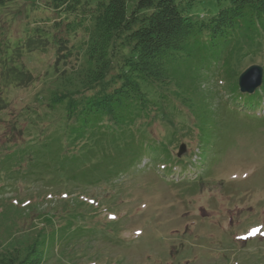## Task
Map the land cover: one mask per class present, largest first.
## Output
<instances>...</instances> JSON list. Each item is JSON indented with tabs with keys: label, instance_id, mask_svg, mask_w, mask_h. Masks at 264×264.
Masks as SVG:
<instances>
[{
	"label": "rangeland",
	"instance_id": "374dc122",
	"mask_svg": "<svg viewBox=\"0 0 264 264\" xmlns=\"http://www.w3.org/2000/svg\"><path fill=\"white\" fill-rule=\"evenodd\" d=\"M86 1L95 6L101 0ZM126 2L131 6L135 0ZM42 4L40 0H20L0 8V63L14 55L18 46L25 50L28 37L36 32L51 35L55 21H67ZM218 8L215 0H205L197 5L195 15L205 19ZM230 49V74L220 80L218 92L208 82L210 76L195 77L188 62L172 70L178 83L205 93L203 99L213 110L210 119L215 129L208 133L213 146L209 145L207 153L197 149L199 132H192L197 118L191 111L202 118L203 104L196 98L186 101L183 109L173 100L177 111L146 128L164 140L175 128L178 144L173 157H184L187 165H195L193 170L180 176L176 167L171 175L143 160L115 180L94 182H79L77 170L64 176L49 167L51 177L46 171L33 174L22 163L38 144L52 135H65L64 113L47 108L50 94L58 92L54 50L24 52L20 61L36 78L34 84L0 87L4 93L0 97L8 102L0 111V252L14 241L31 239L38 230L53 229L54 235L60 231L58 240L62 234L66 237L55 245L48 243L44 264H264V110L250 118L226 113L223 123L217 115L219 107L213 106L226 101L230 108L228 94L221 93V87L229 92L222 81L231 83L236 73L240 75L252 65L260 66L264 76V33L258 31L249 40L238 35ZM167 89L180 91L174 83ZM169 109L173 107L169 105ZM216 134L221 135L219 141ZM181 145L184 150L178 156ZM64 199L91 207L74 203L67 207ZM91 210L94 216H90ZM72 212L84 215L71 218L68 214ZM49 217L50 222L45 221ZM64 221L69 226L62 228Z\"/></svg>",
	"mask_w": 264,
	"mask_h": 264
},
{
	"label": "trees",
	"instance_id": "16d2710c",
	"mask_svg": "<svg viewBox=\"0 0 264 264\" xmlns=\"http://www.w3.org/2000/svg\"><path fill=\"white\" fill-rule=\"evenodd\" d=\"M18 1L0 0V8ZM40 1L47 10L67 21H55L51 35L36 32L34 37H28L25 50L18 46L14 55L0 63V87L27 88L36 78L23 69L22 54L54 50L58 92L50 94L47 108L64 113L65 135H52L50 140L37 145L31 157H24L22 163L33 169L30 172L40 175L46 171L51 177L50 168L64 176L77 170L79 182H94L115 180L133 171L143 160L171 175L176 173V167L181 170L176 173L180 176L193 170L195 165H187L184 157H173L178 144L175 128L165 140L154 137L146 128L177 111L173 100L183 109L187 107L186 101L196 98L203 104L202 118L191 111L197 118L192 132H199L195 139L197 149L207 153L212 143L208 133L215 129L210 119L213 110L203 99L205 93H196L192 85L178 83L172 70L179 63L188 62L195 77L210 76L208 82L218 92L220 80L230 74L229 52L236 36L249 40L258 31L264 33V0H215L219 5L217 12L205 19L195 15L197 5L205 0H135L131 6L126 0H101L95 6L86 0ZM237 75H232L231 83L222 81L229 92L221 87V93L223 90L228 94L230 110L226 101L213 105L219 107L217 115L223 123L226 113L250 118L264 110V76L260 88L247 94L239 91ZM173 83L180 91H168V85ZM208 99L214 101L211 96ZM7 106L8 102L0 97V111ZM215 137L219 141L221 135ZM62 201L67 207L73 203L76 207L86 205L78 200L75 203L74 199ZM68 215L79 219L84 214ZM90 216H94L92 210ZM65 221L62 228L69 226ZM52 231L38 230L31 239L10 243L0 252V264H44L48 243L55 245L66 237L62 234L58 240L60 231L55 235Z\"/></svg>",
	"mask_w": 264,
	"mask_h": 264
},
{
	"label": "water",
	"instance_id": "95a60500",
	"mask_svg": "<svg viewBox=\"0 0 264 264\" xmlns=\"http://www.w3.org/2000/svg\"><path fill=\"white\" fill-rule=\"evenodd\" d=\"M263 80V70L260 66L252 65L246 68L238 77L237 85L241 93L251 94L258 89ZM184 146L179 148L178 156L183 152Z\"/></svg>",
	"mask_w": 264,
	"mask_h": 264
}]
</instances>
